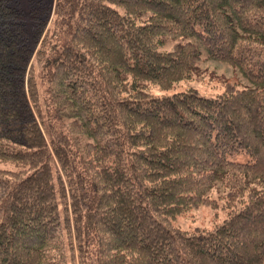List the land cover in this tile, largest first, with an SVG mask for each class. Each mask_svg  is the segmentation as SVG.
<instances>
[{"label":"trees","instance_id":"trees-1","mask_svg":"<svg viewBox=\"0 0 264 264\" xmlns=\"http://www.w3.org/2000/svg\"><path fill=\"white\" fill-rule=\"evenodd\" d=\"M27 3L0 0V264H264V0ZM202 51L251 86L152 93ZM217 181L222 224L174 226Z\"/></svg>","mask_w":264,"mask_h":264},{"label":"rangeland","instance_id":"rangeland-1","mask_svg":"<svg viewBox=\"0 0 264 264\" xmlns=\"http://www.w3.org/2000/svg\"><path fill=\"white\" fill-rule=\"evenodd\" d=\"M20 7L27 13V0H20ZM186 39H167L164 45V50H171L178 43H185ZM201 63L196 67L193 79L190 82H181L179 86L170 91L153 89L152 93L155 96L172 95L176 92H182L188 88L195 89L201 96L212 98L225 91L227 84L239 85L244 88L251 86L249 82L241 75L239 70L225 63L209 60L205 52L202 51ZM37 71V70H36ZM38 75V71L36 72ZM42 87V83L40 82ZM43 91V87L41 88ZM43 106V104L41 103ZM231 160L237 162H245L246 156L243 154L230 157ZM225 190L219 181L215 182L210 188L207 197L211 199L216 207L212 208L201 204L197 209L189 210L176 217L172 221L173 225L181 230L193 234L197 230L211 231L227 217V211L223 209Z\"/></svg>","mask_w":264,"mask_h":264}]
</instances>
